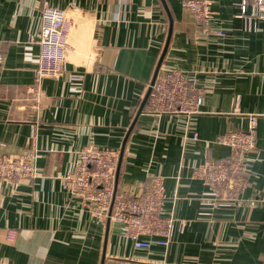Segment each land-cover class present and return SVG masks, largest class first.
Here are the masks:
<instances>
[{"label":"crops","instance_id":"obj_1","mask_svg":"<svg viewBox=\"0 0 264 264\" xmlns=\"http://www.w3.org/2000/svg\"><path fill=\"white\" fill-rule=\"evenodd\" d=\"M207 1V27L222 35L202 31L184 0H0V151H37L33 177L0 179V264H264V18L239 17L238 0ZM45 6L71 20L69 48L63 74L36 84L41 50L29 39ZM164 47L160 67L206 89L200 114L143 112ZM249 114L248 184L234 204L201 214L209 192L192 169L228 155L216 137L246 128ZM90 142L121 155L117 189L136 193L163 177V215L181 222L167 247L135 249L118 224L97 220L63 188Z\"/></svg>","mask_w":264,"mask_h":264},{"label":"built area","instance_id":"obj_2","mask_svg":"<svg viewBox=\"0 0 264 264\" xmlns=\"http://www.w3.org/2000/svg\"><path fill=\"white\" fill-rule=\"evenodd\" d=\"M184 5L202 31L223 34L220 29L209 30L207 27L211 19L207 0H184ZM235 7L239 17L264 18V0H238ZM41 20L40 34L36 39H29L36 40L41 50L34 67L36 84L40 78L63 74L62 63L67 58V35L71 28V20L62 9L45 6ZM4 58L0 49V64ZM71 77L79 75L72 74ZM30 89L37 97L39 88L32 85ZM205 91L184 71L159 67L143 112L155 117L172 115L187 119L203 112L201 106ZM256 117L249 114L246 128L229 129L216 137V142L229 147L228 155L203 159L193 167L192 175L200 178L209 192V197L200 202L205 209L201 214H209L215 207L234 204L248 184L247 160L248 153L255 147ZM191 137L196 139L197 133L193 131ZM36 155L34 148L14 153L0 151V179L16 182L33 177L37 171ZM118 159L119 152L115 148L92 142L84 145L77 152L72 168L62 176L63 188L70 196L79 198L97 220L108 218L118 224L135 249L148 250L152 244L167 247L181 222L163 215L162 203L166 197L163 177L153 175L149 184L140 185L136 193L129 188L117 189L115 174Z\"/></svg>","mask_w":264,"mask_h":264},{"label":"water","instance_id":"obj_3","mask_svg":"<svg viewBox=\"0 0 264 264\" xmlns=\"http://www.w3.org/2000/svg\"><path fill=\"white\" fill-rule=\"evenodd\" d=\"M170 32H171V25L169 26V29H168V37H169V35H170ZM166 44H167V42H166ZM166 47V46H165ZM164 47V49H163V51L161 52V55H160V57H159V60H158V62H157V65H156V68H155V72H154V75H153V78H152V83L154 82V79H155V77H156V74H157V72H158V69H159V67H160V65H161V62H162V59H163V56H164V54H165V50H166V48ZM148 95V94H147ZM147 95H145V97H144V99H143V101H142V103H141V108L143 107V105H144V103H145V101H146V99H147ZM141 108H140V110H141ZM120 157H121V155L119 156V161H118V165H117V169H116V174H115V185H117V178H118V172H119V165H120ZM101 264H103V260H102V263Z\"/></svg>","mask_w":264,"mask_h":264},{"label":"trees","instance_id":"obj_4","mask_svg":"<svg viewBox=\"0 0 264 264\" xmlns=\"http://www.w3.org/2000/svg\"><path fill=\"white\" fill-rule=\"evenodd\" d=\"M117 188H119V186Z\"/></svg>","mask_w":264,"mask_h":264}]
</instances>
